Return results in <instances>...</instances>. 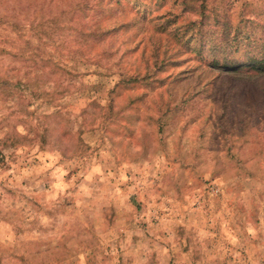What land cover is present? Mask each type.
<instances>
[{
    "label": "rangeland",
    "instance_id": "374dc122",
    "mask_svg": "<svg viewBox=\"0 0 264 264\" xmlns=\"http://www.w3.org/2000/svg\"><path fill=\"white\" fill-rule=\"evenodd\" d=\"M225 56L264 0H0V264H264V73Z\"/></svg>",
    "mask_w": 264,
    "mask_h": 264
},
{
    "label": "trees",
    "instance_id": "16d2710c",
    "mask_svg": "<svg viewBox=\"0 0 264 264\" xmlns=\"http://www.w3.org/2000/svg\"><path fill=\"white\" fill-rule=\"evenodd\" d=\"M232 45H234L232 43ZM222 51L229 52L230 51V46L225 47ZM245 60V61H244ZM243 61V62H242ZM240 62H233L232 58H227L226 56L221 59V62L219 63L217 59L212 58V61L210 63L211 67H221V68H226V69H241V68H246L251 71L259 72V73H264V58H245L242 59ZM131 80H135L134 78Z\"/></svg>",
    "mask_w": 264,
    "mask_h": 264
}]
</instances>
